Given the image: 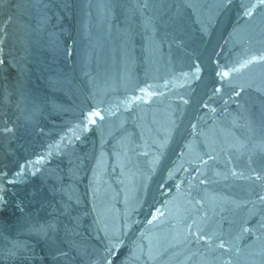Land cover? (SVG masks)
Masks as SVG:
<instances>
[{"label":"water","instance_id":"1","mask_svg":"<svg viewBox=\"0 0 264 264\" xmlns=\"http://www.w3.org/2000/svg\"><path fill=\"white\" fill-rule=\"evenodd\" d=\"M0 264H264V0H0Z\"/></svg>","mask_w":264,"mask_h":264}]
</instances>
